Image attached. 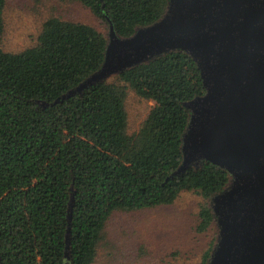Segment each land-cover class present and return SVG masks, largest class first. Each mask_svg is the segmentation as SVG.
Returning <instances> with one entry per match:
<instances>
[{
  "label": "trees",
  "instance_id": "trees-1",
  "mask_svg": "<svg viewBox=\"0 0 264 264\" xmlns=\"http://www.w3.org/2000/svg\"><path fill=\"white\" fill-rule=\"evenodd\" d=\"M71 1L122 38L158 21L169 2ZM107 42L92 26L50 17L33 46L0 48V264H93L113 212L168 206L182 192L203 199L197 232L215 221L210 200L228 185L225 169L203 161L169 178L183 159L185 103L205 93L188 54L154 57L56 101L100 69ZM128 89L153 102L133 134Z\"/></svg>",
  "mask_w": 264,
  "mask_h": 264
},
{
  "label": "water",
  "instance_id": "water-1",
  "mask_svg": "<svg viewBox=\"0 0 264 264\" xmlns=\"http://www.w3.org/2000/svg\"><path fill=\"white\" fill-rule=\"evenodd\" d=\"M108 30L100 69L56 101L154 57L188 54L205 93L185 103L183 159L169 178L203 161L225 169L228 185L210 200L218 234L207 264H264V0H169L130 37Z\"/></svg>",
  "mask_w": 264,
  "mask_h": 264
},
{
  "label": "rangeland",
  "instance_id": "rangeland-1",
  "mask_svg": "<svg viewBox=\"0 0 264 264\" xmlns=\"http://www.w3.org/2000/svg\"><path fill=\"white\" fill-rule=\"evenodd\" d=\"M50 17L87 24L108 39L107 25L78 2L6 0L0 48L17 53L33 46L42 23ZM152 106L153 102L128 89V133L139 129ZM202 203L197 194L182 192L168 206L113 212L102 230L93 264H201L218 234L215 221L206 231L197 232V213Z\"/></svg>",
  "mask_w": 264,
  "mask_h": 264
}]
</instances>
